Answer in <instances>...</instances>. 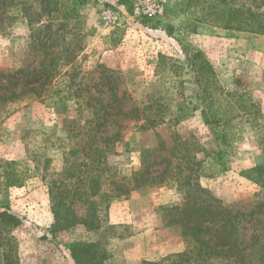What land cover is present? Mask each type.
<instances>
[{"label":"rangeland","instance_id":"obj_1","mask_svg":"<svg viewBox=\"0 0 264 264\" xmlns=\"http://www.w3.org/2000/svg\"><path fill=\"white\" fill-rule=\"evenodd\" d=\"M133 1L76 0L74 16L58 31L62 44L55 47L67 48L72 57L70 65L60 63L61 74L71 71L76 82L97 85L89 94L103 91L102 98L110 104L109 122L98 138L118 133L117 140L91 144L89 134H96L91 132L93 111L82 99L64 100L63 107L51 94L52 85L40 98L30 93L0 104V164L15 162L29 174L24 186L0 197V212L8 209L21 221L20 226H10L0 218V264H75L71 248L80 243L99 246L105 255L103 264H172L179 254H189L195 245L183 237L182 226L170 223L174 212L169 209L184 203L189 189L175 181L176 169L163 182L112 199L107 208L101 200L112 190V180L131 181L148 165L153 176L160 175L168 163L163 158L182 160L181 167L194 168V182L233 213L248 214L264 203V35L204 23L200 11L188 6L189 0H165L169 21H139L131 14ZM34 7L32 15L40 10L35 1ZM109 11L117 13L115 22L108 19ZM32 33L18 8L3 14L0 74L16 93L39 86L43 79L25 78L42 59V52L32 44ZM198 53V60L206 59L214 70L213 81L219 84L213 89L204 91L199 83L193 66ZM208 95L215 98L211 109L204 103ZM122 103L138 106L141 120L113 117ZM216 111L232 133L226 148L216 140V127L206 122ZM146 117L156 122L164 118L165 123L151 127ZM66 169L73 176L75 186L69 189L73 193L92 192L78 178L100 177L102 184L93 199L99 229L78 224L52 231L48 184L63 181ZM80 206L87 210L88 204L76 202L83 214ZM205 226V240L213 248L235 251L229 258L211 256L203 264H258L257 248L249 244L264 240V209L252 221L243 218L238 230L219 218ZM194 259L183 264H195Z\"/></svg>","mask_w":264,"mask_h":264},{"label":"trees","instance_id":"obj_2","mask_svg":"<svg viewBox=\"0 0 264 264\" xmlns=\"http://www.w3.org/2000/svg\"><path fill=\"white\" fill-rule=\"evenodd\" d=\"M34 1L40 6L39 12L32 15L34 7ZM0 0V20L3 14L8 12L9 8H18L23 13L24 19L28 25L33 28L32 38L36 44V50L42 52V59L39 67L28 71L25 74L27 80H34L42 77V81L39 86H33L26 91L16 93L12 84H4V74H0V104H6L7 102H14L16 99L21 98L27 94L33 93L37 97H42L44 89L48 85H52L51 94L58 97L59 101L63 103L64 100H83L87 108L93 111V118L90 120L92 125V131H96L95 136L91 133L89 137L92 138L91 144H96L99 140L105 144H111L120 137V134L113 135L102 134L98 138L99 133H104L100 129L109 122L107 113L110 109V104L102 98L103 91L97 90V94H89L92 89L97 88V85L90 87L86 86L82 81L76 82L77 79L74 73L67 71L61 74L59 70L60 63L62 66H68L72 62V57L67 55L68 49L63 48L62 51H57L55 47H59L61 34L59 30L66 27V24L75 14L74 6L76 0ZM251 3L245 4L240 0H189V7L197 8L202 14L201 21L217 26L224 30L242 32L248 34L264 35V12H260V8L264 5V0H250ZM242 3V4H241ZM21 8V9H20ZM58 15L59 17H56ZM46 17L48 20L42 21ZM16 19L12 16V20ZM11 20V21H12ZM60 49H62L60 47ZM200 54H196L195 58L198 60ZM194 71L196 72L201 87L206 91L209 88H215L219 83L213 81L214 70L210 63L201 58L194 65ZM14 75L9 77L13 78ZM108 85V90L112 91L111 84ZM216 91V89H215ZM85 94L88 96L86 97ZM125 98V97H124ZM215 98L208 95L204 103L206 107L212 108ZM126 101V100H125ZM64 104V105H63ZM62 106H65L63 103ZM115 113L113 117L121 118H133L135 120H141L142 111L138 106H124V103L117 104L115 107ZM146 121L150 124L148 126L155 127L165 123L164 118H161L159 122L156 119L146 117ZM145 119V118H144ZM206 122L216 127L215 137L220 142L222 147L229 146L232 133L229 130L226 123L223 122V118L219 116V112L216 111L213 117L206 119ZM96 129V130H95ZM182 146V144L180 145ZM96 147V151L102 153L101 150ZM186 158V155L184 156ZM99 158H104V155H99ZM162 162H168L163 172L158 176H153L150 172V166L145 167L144 171L136 175L131 181L126 183L115 182L114 180L109 182V185L113 186L112 190L105 192L101 198L102 202L106 203V208L109 206V202L114 198L127 195L130 191L136 190L142 186L153 185L158 182H163L167 173L178 171V175L174 174L175 181L179 184V187H188V192L185 197V202L181 205H177L169 209L171 214L170 223L178 224L183 227V237L189 244H194L190 253L179 254L178 260L172 261V264H183V262H190L192 258H195L193 263L203 264L207 262V259L211 256L217 258H229L231 253L235 251V248L228 252L217 251L212 245L205 240L204 234L207 232L206 223L212 219L219 218L225 226L231 230H238L240 223L244 220L252 221L258 213L264 209V203L254 208L250 213L244 214L242 212L233 213L227 205H225L220 199L212 195L209 191L201 188L200 184L194 182V168L181 167L182 160L173 162L168 158H163ZM156 164V162H154ZM187 164L190 162L187 159ZM0 197L3 192L11 188H20L24 186L29 178L28 170L17 167L15 162L4 161L0 164ZM190 171L189 174H185V171ZM68 176L61 182H51L48 184L50 201L52 204V213L54 216V223L52 231L54 233L68 230L78 224L85 225L90 230H97L100 228L99 216L96 209V203L93 202L97 196L98 190L101 187L100 177L88 176L86 180L78 178L80 185L89 184L91 193H73L75 185L71 184V176L69 170L66 169ZM184 173V174H183ZM73 177V176H72ZM123 181V180H122ZM111 191H114L113 194ZM115 193V194H114ZM82 203V206L88 204L87 210H83V214L76 209V202ZM0 218L10 226H20L21 221L17 216L9 213L8 209L0 212ZM264 235V232H262ZM252 249L257 248L256 254L258 255V264H264V240L261 243L257 241L249 244ZM1 248V245H0ZM72 258L75 264H103L105 255L99 246L93 243H80L73 245L71 248ZM99 258L97 262L94 259ZM212 258V257H211ZM7 263H9V256H5ZM221 260V259H220ZM243 260V258H242ZM243 263V262H242ZM212 264V262H211Z\"/></svg>","mask_w":264,"mask_h":264},{"label":"built area","instance_id":"obj_3","mask_svg":"<svg viewBox=\"0 0 264 264\" xmlns=\"http://www.w3.org/2000/svg\"><path fill=\"white\" fill-rule=\"evenodd\" d=\"M131 14L134 19L169 21L171 15L167 12L165 0H134L131 5ZM108 19L115 22L118 15L115 12H107Z\"/></svg>","mask_w":264,"mask_h":264}]
</instances>
